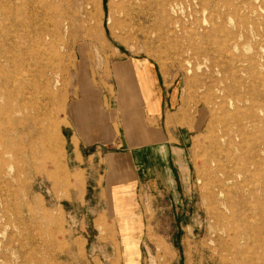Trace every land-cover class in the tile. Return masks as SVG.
<instances>
[{"label": "rangeland", "instance_id": "obj_1", "mask_svg": "<svg viewBox=\"0 0 264 264\" xmlns=\"http://www.w3.org/2000/svg\"><path fill=\"white\" fill-rule=\"evenodd\" d=\"M256 1L207 0L201 7L198 0H138L139 17L131 20L123 0H0V63L16 79L5 86L0 75V133L1 111L10 104L20 123L0 159L9 220L1 227L0 264H264V0ZM216 4L236 7L225 24L231 33L245 15L254 20L237 46L221 45L226 35L213 27ZM131 59L156 63L193 123L179 198L172 204L155 186L148 194L154 200L142 201L141 224L115 200L119 185L107 210L101 168H92L99 159L74 151L68 122L79 88L110 82L112 65ZM232 74L245 98L237 115L249 120L246 139L234 136L224 150L239 186L229 194L230 211L212 194L221 178L213 142L234 109ZM29 144L32 158L24 150ZM245 157L258 166L238 175ZM112 211L121 215L119 231ZM217 212L224 218L215 223Z\"/></svg>", "mask_w": 264, "mask_h": 264}, {"label": "crops", "instance_id": "obj_2", "mask_svg": "<svg viewBox=\"0 0 264 264\" xmlns=\"http://www.w3.org/2000/svg\"><path fill=\"white\" fill-rule=\"evenodd\" d=\"M110 79L99 87L80 85L68 107L70 143L83 160L99 159L92 168H101L107 210L109 195L119 185L123 191L115 192V200L141 224L146 215L142 201L154 200L148 194L157 193L155 186L172 204L179 198L193 123L178 90L154 61L116 62ZM109 217L119 231L121 215L112 211Z\"/></svg>", "mask_w": 264, "mask_h": 264}, {"label": "bare ground", "instance_id": "obj_3", "mask_svg": "<svg viewBox=\"0 0 264 264\" xmlns=\"http://www.w3.org/2000/svg\"><path fill=\"white\" fill-rule=\"evenodd\" d=\"M249 1H253V0H249ZM259 1V0H258ZM256 1V2H258ZM198 2L200 3V6L203 7L205 5H208L207 4V0H198ZM253 3V2H252ZM126 8H127V11L125 12V15H128L130 16L131 20H135L136 17H139V15H136L138 13V8H139V3H138V0H123V3ZM217 6L216 9H215V15H216V18L219 20V24H216L217 26H214L215 23L213 24V27L215 28L216 31L218 32H221L224 34L225 36V41H223L221 43V45L225 48L228 49V44H232L231 41H233V43L235 42V45L237 46V39L238 37H240V34L242 31L245 30V28L250 24L254 25V20L252 22H249L248 19H247V15L244 16V19H242L240 22H238L236 24V32L235 33H231L230 31L226 30L225 28V24H226V20H229L231 21V18L233 16V14L235 15L237 13V9H235L234 7H230L229 6H226V5H223L222 6L216 4ZM206 7V6H205ZM214 7V8H215ZM208 8V6H207ZM221 8H224V11H221L220 9ZM248 12L250 13H253V11L255 13H257L258 9H255L254 6L251 4V3H248ZM249 15V14H248ZM255 16V15H254ZM252 16V17H254ZM252 19V18H251ZM206 21V20H204ZM259 22V21H258ZM232 23V22H231ZM250 27V26H249ZM205 29V28H204ZM168 30V29H166ZM230 30V29H229ZM257 31V30H256ZM261 31V30H260ZM157 32V31H156ZM220 33V34H221ZM165 38V37H164ZM214 39V38H213ZM212 39V40H213ZM220 39V38H218ZM216 43H219L218 41ZM215 44V42H214ZM217 45V44H216ZM219 46V45H218ZM221 47V46H220ZM231 48V47H230ZM215 49V48H214ZM217 50V47L216 49ZM221 50V49H220ZM219 51V50H218ZM229 56V55H228ZM4 57V56H3ZM3 57H0V59H2ZM4 61L7 62L8 59L5 57L4 58ZM235 70V69H234ZM239 70H243L242 72H245L244 69L242 68H239ZM1 73L3 74V77L5 78L4 80V85H9L10 83H15V77L13 76H10L6 73H4L3 69H2V65L0 63V75ZM234 81H235V84L233 88H231V91H232V94H234V98L232 99L233 101V104H231L232 108H234L232 110V112H229L227 110V116H228V121L226 120L223 124V129L221 130V136H220V146H219V143L217 144L216 142H213V146H215V148L217 149L218 148V153L220 155V162H215L214 164L216 165V167L220 166L219 167V172L221 173V178L220 180L217 182V191L215 194H212L215 199L217 200V202L222 205V207H224L223 209H228V201H229V194L231 193V191L233 189H235L236 187H239L237 186L235 183H233V179L234 177L232 175H230L228 172H227V168H226V163H229L231 161L230 157H229V154H224V150H226L225 148H227L229 145L232 144L233 142V137L236 136L238 137L239 139L242 140H245L246 137H247V132L245 130V126H247V122L248 120H246L245 118H241L239 117L237 114V110L238 108L240 107V104L244 102V96L242 95V93L239 91L238 92V88H236V86H240L241 85V82L238 81V78L232 74V76ZM242 81V80H241ZM57 82V81H56ZM55 82V83H56ZM258 83V80L256 81ZM259 84V83H258ZM262 85V84H261ZM251 87V86H250ZM44 91L43 93L44 94H49V90H48V87L47 85H45L44 87ZM229 88V87H228ZM248 89V87H247ZM255 89V88H254ZM245 90V89H244ZM254 91V90H253ZM226 92V91H225ZM51 93V92H50ZM251 94V93H250ZM5 97H7V94L5 95ZM252 100V98H251ZM255 100V99H254ZM10 101V100H8ZM230 101V99H229ZM231 101V102H232ZM249 101H250V97H249ZM256 103V102H255ZM254 103V104H255ZM230 104V103H229ZM251 104V103H250ZM225 105V104H224ZM251 106V105H250ZM20 107V106H19ZM246 107V105H245ZM253 107V106H251ZM42 108V107H41ZM248 108V107H247ZM245 108V109H247ZM259 108V107H258ZM257 108V109H258ZM21 109V108H20ZM43 109V108H42ZM248 110V109H247ZM2 115L5 116L6 118V121H5V124H6V127H4V130L1 131L0 133V159L3 158V155L6 153L7 151V146L5 145L6 143V140L8 139L9 141H13L12 140V137L11 136H16V134L18 135V131H17V125H19V121L14 117V114L16 113V108H14V105L10 104V106H7L6 109H3L1 111ZM262 114V113H261ZM248 115V114H247ZM250 122V121H249ZM24 123V122H23ZM246 123V124H245ZM251 123V122H250ZM249 127V126H248ZM255 128V127H254ZM250 130V129H249ZM220 132V131H219ZM29 140L31 139V133L28 132L27 136H26ZM251 139V138H250ZM243 143V142H242ZM238 144V142H237ZM244 144V143H243ZM25 152L26 153H29L31 155V152H32V149L30 147V144L27 145L25 148H24ZM23 150V151H24ZM257 151V150H256ZM255 152V151H254ZM244 154V153H243ZM29 155V156H30ZM247 156H250V154H248ZM239 157V156H238ZM31 158H32V155H31ZM259 158V156L257 157ZM245 161H241V165H239V172H238V175H241L243 174L244 172H248L249 171V167L250 166H258L257 162H256V159L255 158H250V157H245L244 158ZM233 161V160H232ZM235 162V161H233ZM233 167H236V166H233ZM10 169V168H9ZM232 171V170H231ZM236 172V171H235ZM0 173H3L1 167H0ZM2 182V181H1ZM237 183V182H236ZM240 184V183H239ZM244 185V184H243ZM213 186V185H212ZM244 187V186H243ZM252 194V193H251ZM12 196V194H11ZM5 203V202H4ZM2 199L0 200V234H2L1 232V227L3 225L6 226L7 223V217H6V208H5V205H4ZM215 209H213L214 211ZM218 210V209H217ZM28 211V210H27ZM226 211V210H225ZM231 211V210H230ZM228 212V211H227ZM31 215V214H30ZM30 218V217H29ZM211 218H213V220L215 221V223H218V221L221 219V218H224L223 217V214L222 213H216V214H213V216H211ZM9 221V220H8ZM244 227V226H243ZM5 228V227H4ZM27 229V228H26ZM5 231V230H4ZM6 233V232H5ZM28 238V237H27ZM14 239V238H12ZM26 239V238H25ZM34 239V238H33ZM40 241V240H39ZM19 244H20V241H19ZM264 252V251H263ZM225 253V252H224ZM225 255V254H224ZM246 255V254H245ZM249 258V257H248ZM23 259V257H22Z\"/></svg>", "mask_w": 264, "mask_h": 264}]
</instances>
